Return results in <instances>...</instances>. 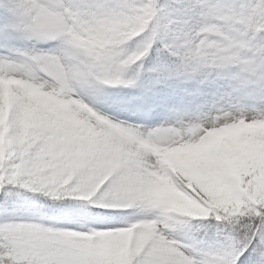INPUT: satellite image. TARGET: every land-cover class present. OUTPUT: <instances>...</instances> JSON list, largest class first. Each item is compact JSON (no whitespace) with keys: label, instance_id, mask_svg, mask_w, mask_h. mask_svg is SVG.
<instances>
[{"label":"snow or ice","instance_id":"snow-or-ice-1","mask_svg":"<svg viewBox=\"0 0 264 264\" xmlns=\"http://www.w3.org/2000/svg\"><path fill=\"white\" fill-rule=\"evenodd\" d=\"M264 0H0V264H264Z\"/></svg>","mask_w":264,"mask_h":264},{"label":"rangeland","instance_id":"rangeland-1","mask_svg":"<svg viewBox=\"0 0 264 264\" xmlns=\"http://www.w3.org/2000/svg\"><path fill=\"white\" fill-rule=\"evenodd\" d=\"M261 131L264 132V129H262Z\"/></svg>","mask_w":264,"mask_h":264}]
</instances>
